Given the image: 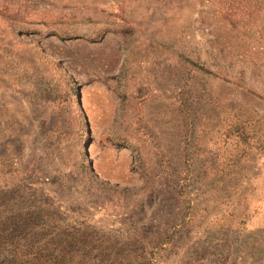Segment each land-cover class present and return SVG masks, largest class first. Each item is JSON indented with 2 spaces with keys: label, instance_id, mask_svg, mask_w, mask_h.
Segmentation results:
<instances>
[{
  "label": "rangeland",
  "instance_id": "374dc122",
  "mask_svg": "<svg viewBox=\"0 0 264 264\" xmlns=\"http://www.w3.org/2000/svg\"><path fill=\"white\" fill-rule=\"evenodd\" d=\"M0 230L264 264V0H0Z\"/></svg>",
  "mask_w": 264,
  "mask_h": 264
},
{
  "label": "trees",
  "instance_id": "16d2710c",
  "mask_svg": "<svg viewBox=\"0 0 264 264\" xmlns=\"http://www.w3.org/2000/svg\"><path fill=\"white\" fill-rule=\"evenodd\" d=\"M6 224V223H5ZM24 230H13L14 233H19ZM8 235H10V230H0V264H16L7 262L5 259L6 251H3V244L5 243L4 240H8ZM76 237L72 236V244L79 245V247H75L72 253V257L69 259L68 262L65 264H95L92 261L88 260L90 257V254L85 251V248L82 247V243L76 242ZM65 242H68V240L64 239ZM73 246V245H72ZM63 251V250H62ZM110 251V253H106L104 255V260H101L102 254H99L96 258V263L99 262V264H156L154 262V258L156 257L157 252L150 251L146 252L145 250H118L116 252L113 251V249H108L107 252ZM163 251H167L164 249ZM10 252V251H9ZM43 248L41 246H33L31 247L30 252L23 251L24 256H39L42 255ZM19 253H14L15 256H17ZM65 257V256H64ZM21 260L23 258H20ZM87 259V260H86ZM24 262H20L18 264H22ZM212 263V262H211Z\"/></svg>",
  "mask_w": 264,
  "mask_h": 264
}]
</instances>
